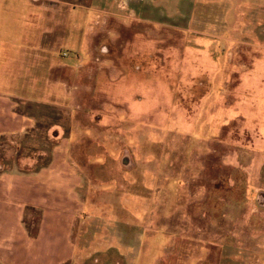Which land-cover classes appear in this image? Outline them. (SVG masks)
<instances>
[{
	"label": "rangeland",
	"instance_id": "rangeland-1",
	"mask_svg": "<svg viewBox=\"0 0 264 264\" xmlns=\"http://www.w3.org/2000/svg\"><path fill=\"white\" fill-rule=\"evenodd\" d=\"M68 1L13 10L69 37L7 74L17 162L59 132L83 178L64 264H264V0Z\"/></svg>",
	"mask_w": 264,
	"mask_h": 264
},
{
	"label": "crops",
	"instance_id": "crops-1",
	"mask_svg": "<svg viewBox=\"0 0 264 264\" xmlns=\"http://www.w3.org/2000/svg\"><path fill=\"white\" fill-rule=\"evenodd\" d=\"M45 1L0 0V46L6 51L0 53V264L68 262L74 249L73 224L82 210L78 190L83 178L69 158L68 141L63 133L52 135L45 163L22 167V160L17 162L22 142L32 137L37 122L17 108L18 97L10 90L16 86L10 82L20 85L21 77L10 80L7 74L20 73L27 56L37 58L54 53L56 45L68 41L69 32L63 23H58L38 36V19L31 11L28 13L33 18H24L21 24L25 27L19 30L20 18L16 19L13 10L51 9L59 8L58 5L84 7L68 0H53L52 5Z\"/></svg>",
	"mask_w": 264,
	"mask_h": 264
},
{
	"label": "built area",
	"instance_id": "built-area-1",
	"mask_svg": "<svg viewBox=\"0 0 264 264\" xmlns=\"http://www.w3.org/2000/svg\"><path fill=\"white\" fill-rule=\"evenodd\" d=\"M64 55H67V52H64Z\"/></svg>",
	"mask_w": 264,
	"mask_h": 264
}]
</instances>
